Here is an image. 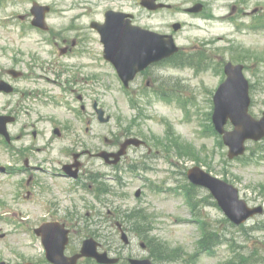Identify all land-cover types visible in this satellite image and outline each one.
I'll list each match as a JSON object with an SVG mask.
<instances>
[{"label": "rangeland", "instance_id": "obj_1", "mask_svg": "<svg viewBox=\"0 0 264 264\" xmlns=\"http://www.w3.org/2000/svg\"><path fill=\"white\" fill-rule=\"evenodd\" d=\"M38 1L55 4L56 11L49 17L48 24L57 32L65 30L67 26L86 27L90 31V22L93 19L100 20L107 7L128 9L135 14L137 24L159 31L170 33L173 31L172 24L181 22L183 26L175 34L178 45L194 52L196 50L193 48L206 44L210 49L206 52L210 60L200 69L203 72L168 64L154 68L148 76L152 78L151 84H155L152 96L149 95L148 99L145 96L148 78L143 81L140 78L141 85L135 83L130 91L136 93L137 88L144 87L138 98H135L138 108L134 110L113 66L102 59L93 61L88 58L86 72L89 78L92 74L99 77V83H94L93 92L89 89L88 99L92 101V98L98 97L100 104L112 117L108 123L97 120L91 105L85 120L78 121V117L71 114L61 102L63 91L59 87L46 83L44 78L39 79L38 84L26 81L25 86L45 89L53 97L45 99V104L40 103L38 107L39 116L43 114L39 125L40 135L34 141H29L31 136H28L13 144L16 150H21L23 145L27 149L32 148L35 163L39 161L42 167L58 170L63 162L73 160L74 152L111 150L113 148L106 139L121 138L128 133L146 140L149 147L131 150L126 160L128 163L137 161L135 173L122 170L118 174L120 179H105L106 184L101 185L105 191L101 192L75 188L65 178L40 172V187L36 189L34 197L29 198L25 195V188L16 185L23 175L16 172L9 178L0 175V258L18 264L26 260L47 264L41 240L35 238L31 229L44 220L64 218L71 223L74 246L85 237L93 236L104 248L115 253L153 257L159 254L150 247L145 251L141 246L142 242L150 244L153 240L155 244L162 243L168 250H178L173 255L176 259L160 260L158 264H219L222 259L228 260L232 255L228 244L217 247L215 257L201 253L196 244L200 238L198 225L193 221L183 196L170 188L183 189V185L189 184L187 170L200 165L213 175L236 185L241 197L250 206H264V139L249 142L246 154L238 160H232L228 157V148L221 136L213 134L210 126L212 96L224 78L222 65L229 60L246 65L245 74L251 82L250 112L255 117H262L264 28H255L254 24L264 23V0H169L174 9L157 12L141 6L140 0H87L82 5L81 2L85 0ZM197 1L206 5L203 15L185 12L184 8ZM31 5L30 0H0V70L4 65L11 64L9 61L12 60L8 56L16 53L29 59L30 54L37 50L42 52L44 58L49 57L50 46L45 45L36 31L29 28L32 27L31 23H20L19 15L30 12ZM85 6L92 9L85 12ZM244 12L246 17L235 22L232 20ZM23 30L26 35H21ZM90 42H94L100 53L99 44L93 39ZM201 50L204 52L205 49ZM183 60H188L187 55ZM37 74L45 75L43 72ZM50 76L54 77V74ZM89 87L93 88L92 83ZM160 95H167L171 101L160 99ZM2 100L0 97V107ZM181 103L187 104L188 117ZM54 122L71 125L72 130L64 131V136L58 137L52 130ZM227 128L231 129L232 126L228 125ZM11 131L14 135L19 133L17 128ZM148 148L158 156L149 157ZM84 160L89 163L90 170L112 175L111 169L101 159L83 156ZM22 164L18 152L12 157L0 144V165L12 167ZM140 167L143 170L140 171ZM101 182H96L97 186ZM157 188L162 190H155ZM137 191H140L139 196H136ZM199 191L204 196L208 195V191ZM135 210L139 214H146V221H141L143 228H140L143 232L145 230V235H140L135 229V222L140 223L139 219H128V215ZM224 217L216 206L201 210V218L208 222L210 230L215 227L237 242L245 238L244 233L230 227ZM255 218L260 220L264 216ZM119 225L126 230L130 244H125L121 239ZM255 237L264 242V232L255 233Z\"/></svg>", "mask_w": 264, "mask_h": 264}, {"label": "water", "instance_id": "obj_2", "mask_svg": "<svg viewBox=\"0 0 264 264\" xmlns=\"http://www.w3.org/2000/svg\"><path fill=\"white\" fill-rule=\"evenodd\" d=\"M152 2L153 0L144 1L150 8L158 7V5H153ZM45 10L46 8L39 6L33 8L37 16L34 21L35 25L44 26ZM175 27L178 28L179 25ZM101 32L106 42L105 57L115 64L126 84L135 77L139 69L144 68L152 61L171 55L178 49L175 47L171 35L168 39H165L164 36L148 32L140 27L132 28L128 23H122L119 18H111L109 23L101 28ZM242 69V65L233 66L228 64L226 66L229 78L221 85L214 98V122L217 129L224 134L225 144L230 147V158L244 153L246 139L259 140L264 137V116L257 120L248 112L250 105L249 85L243 76ZM97 111L102 121L109 120V117H103L104 110L102 108L97 109ZM228 119H231L235 126L232 131L224 129ZM0 129L3 130L1 124ZM141 142L138 138L128 139L123 144L121 152L115 156L119 158L121 154L125 153V149L129 144L139 145ZM101 155L108 158L111 154L103 152ZM188 176L195 184L208 187L217 198L226 215L237 224L244 222L254 213L262 211L261 208H249L245 200L239 199L238 189L234 185L212 176L200 166L191 168ZM37 231L42 235L47 248L48 259L54 264H77L78 258L81 256L96 257L101 262H111L107 259L106 253H98L97 242L93 238L84 241L80 254L73 258L66 257L64 249L68 242V230L59 222L45 223ZM131 262L132 264H153L150 259H131Z\"/></svg>", "mask_w": 264, "mask_h": 264}, {"label": "flooded vegetation", "instance_id": "obj_3", "mask_svg": "<svg viewBox=\"0 0 264 264\" xmlns=\"http://www.w3.org/2000/svg\"><path fill=\"white\" fill-rule=\"evenodd\" d=\"M20 18L24 21L27 20L28 22H31L30 15H22ZM47 33V36L40 37L43 42H47L45 45L50 46V51H48L49 57L44 58L42 52L37 50V53H35V51L30 54L29 59L23 58L20 53H16L11 59L12 62L9 61L11 64L4 65L0 70V79L6 81V83L11 86L10 91H3L0 93V96L3 98L0 107V114L6 115L11 120V123L8 124V130L10 131V137H12L13 141H23L28 136H31L30 141H34L40 134L39 125L42 121V116H39L38 107L40 106V103L45 104L46 101L44 100L51 98L52 95H50L51 92L49 91L39 90L24 85L26 81L32 84H38L39 79L42 78V74L38 75L37 72H44L45 75H47V73H53L55 75L56 78L53 82L55 86L63 91L61 94L63 102L67 103L70 109H72L71 106L75 107L76 111L80 114V122L85 120V114L89 111V105L91 102L88 99L89 89L93 92L95 87L94 83H99L97 75L92 74L90 80L89 73L86 72L87 67L89 66L86 60L89 57L98 61L99 56H103L101 44L94 36H91L92 38H90V34H95L92 29L91 31H88V28L86 27L67 26L65 30L59 32H57L55 28H49ZM23 34V31H21V35ZM90 39H93L99 44L100 53L98 52V47H95L94 42H90ZM39 55H41V57ZM147 72L148 71H144L140 73L138 78H145L147 76L145 73ZM90 81L92 82L93 88L89 87ZM6 87L8 88L9 86ZM96 99H98L97 96H95L94 100ZM14 128L19 130L17 135H14L11 131ZM56 128L59 129L58 132H60V137L64 135L63 131L67 132L72 130L71 125L54 122L52 125L53 131ZM126 137L125 134L122 135L121 138L117 137L107 140L109 146L113 148L111 149V152L118 150L122 144V139H125ZM2 140L7 144L9 143L4 137ZM31 150L32 148L25 149V147H22L19 152V160H21L23 164L17 167V170L24 175L20 185L21 189L25 188V195L29 198H33L36 189L40 187V172L44 170L40 166L39 161L35 163L36 159L32 153L33 150ZM36 150H38V152L40 151L39 148H36ZM30 151L31 153H29V156H26ZM93 154L94 153L88 157L92 159L94 157ZM127 156L128 155H125L122 160L113 167L115 169L121 168L127 159ZM88 165L89 163L80 162L78 182H80L86 174L90 173L93 177L94 174L88 170ZM6 168L8 171L9 168ZM38 192L39 189L36 194H38ZM63 222L69 226L66 221ZM78 250L79 248L74 246L72 242L67 246L68 255H72ZM111 254L120 258L118 254L113 252H111ZM85 262H90L91 264L95 263L92 259L81 260L82 264Z\"/></svg>", "mask_w": 264, "mask_h": 264}, {"label": "trees", "instance_id": "obj_4", "mask_svg": "<svg viewBox=\"0 0 264 264\" xmlns=\"http://www.w3.org/2000/svg\"><path fill=\"white\" fill-rule=\"evenodd\" d=\"M185 193L188 196H195L193 199L194 201V208L196 209L195 211L199 213V210H201L202 206L207 202V203H214L211 202L210 196L204 197V196H197L199 194V190L195 188L191 184L185 185ZM129 219H139V222H135V229L140 233L138 229L143 228L141 221H146V214L143 213H138L136 210L128 215ZM246 230V228H244ZM145 235V230L142 233ZM140 233V235H142ZM227 236L220 231L219 229L217 230H210L208 229V226L206 225L203 230V237L201 239L200 245L201 249L203 250H208L210 251L212 248L219 244H223L224 242H230V239L226 238ZM148 244V243H147ZM233 245V244H231ZM148 246L151 248V250L156 251L159 255L153 256L154 260L160 261V260H174L176 259L175 256H173L178 250H168L165 248L162 243L161 244H155V242L152 240L150 241V244ZM154 252V253H156ZM223 264H264V255L259 254V251L255 249L254 251H251V254H245V253H238L234 252L233 257L229 260L226 261Z\"/></svg>", "mask_w": 264, "mask_h": 264}]
</instances>
